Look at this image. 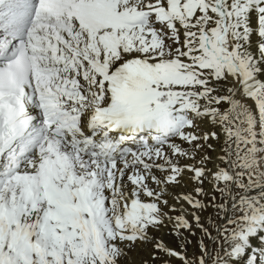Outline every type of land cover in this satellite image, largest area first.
I'll return each instance as SVG.
<instances>
[{
	"label": "snow or ice",
	"instance_id": "1",
	"mask_svg": "<svg viewBox=\"0 0 264 264\" xmlns=\"http://www.w3.org/2000/svg\"><path fill=\"white\" fill-rule=\"evenodd\" d=\"M157 261L264 264V0H0V264Z\"/></svg>",
	"mask_w": 264,
	"mask_h": 264
},
{
	"label": "bare ground",
	"instance_id": "2",
	"mask_svg": "<svg viewBox=\"0 0 264 264\" xmlns=\"http://www.w3.org/2000/svg\"><path fill=\"white\" fill-rule=\"evenodd\" d=\"M249 103H251L249 101ZM187 176V174H186ZM184 183L185 182H182V185H181V188H184ZM207 187V185H206ZM191 188V183H188L187 184V188H184V190H190ZM180 189H177V191H179ZM173 193H170L169 194V197L171 198V195ZM155 235H158V236H162L164 241L169 244L170 246H175L176 244V240H175V237L174 235L170 234L168 232V229H163L162 231L160 232H157L155 233ZM189 252H192L194 249H193V246L192 245H189V248H188ZM148 255V252H147V248H141L139 250H134L133 253H132V256L134 259H136L137 261L140 260L142 257H145ZM156 264H159V261L156 262ZM174 264H178V262H174Z\"/></svg>",
	"mask_w": 264,
	"mask_h": 264
}]
</instances>
